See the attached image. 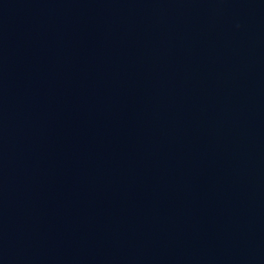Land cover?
Here are the masks:
<instances>
[{"label": "water", "instance_id": "water-1", "mask_svg": "<svg viewBox=\"0 0 264 264\" xmlns=\"http://www.w3.org/2000/svg\"><path fill=\"white\" fill-rule=\"evenodd\" d=\"M0 264H264V0H0Z\"/></svg>", "mask_w": 264, "mask_h": 264}]
</instances>
